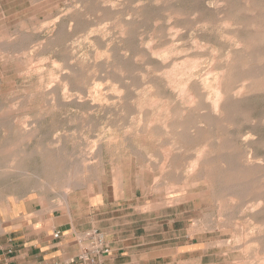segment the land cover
Returning <instances> with one entry per match:
<instances>
[{"label": "rangeland", "instance_id": "1", "mask_svg": "<svg viewBox=\"0 0 264 264\" xmlns=\"http://www.w3.org/2000/svg\"><path fill=\"white\" fill-rule=\"evenodd\" d=\"M68 215L264 264V0H0V232Z\"/></svg>", "mask_w": 264, "mask_h": 264}, {"label": "crops", "instance_id": "2", "mask_svg": "<svg viewBox=\"0 0 264 264\" xmlns=\"http://www.w3.org/2000/svg\"><path fill=\"white\" fill-rule=\"evenodd\" d=\"M104 234L109 255H101L86 264H129V236L123 230L96 228ZM78 225L72 215L30 223L17 229L0 232V264H79L82 250ZM60 232L59 236L55 233Z\"/></svg>", "mask_w": 264, "mask_h": 264}, {"label": "built area", "instance_id": "3", "mask_svg": "<svg viewBox=\"0 0 264 264\" xmlns=\"http://www.w3.org/2000/svg\"><path fill=\"white\" fill-rule=\"evenodd\" d=\"M59 234L60 232L55 233L56 236H59ZM80 241L82 242V250L76 258L79 264L93 262L101 255L110 254V248L105 241L104 234L98 229L84 232L80 236Z\"/></svg>", "mask_w": 264, "mask_h": 264}, {"label": "bare ground", "instance_id": "4", "mask_svg": "<svg viewBox=\"0 0 264 264\" xmlns=\"http://www.w3.org/2000/svg\"><path fill=\"white\" fill-rule=\"evenodd\" d=\"M222 73V72H221ZM181 77V76H180ZM217 80V79H216ZM186 85V84H185ZM218 88V87H217ZM216 90V89H215ZM220 91V90H219ZM190 96V95H189ZM187 104V103H186ZM158 119V118H157ZM156 119V120H157ZM148 133V132H147ZM145 135V134H144ZM72 176V175H71ZM68 178V177H67ZM69 181V180H68ZM75 184V183H74ZM75 186V185H74ZM71 187V186H70ZM69 187H67V189H68ZM68 191V190H67ZM66 192V191H65Z\"/></svg>", "mask_w": 264, "mask_h": 264}]
</instances>
